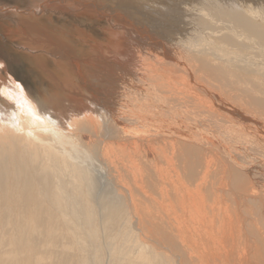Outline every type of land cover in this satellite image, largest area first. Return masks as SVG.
Returning a JSON list of instances; mask_svg holds the SVG:
<instances>
[{
    "label": "bare ground",
    "instance_id": "6f19581e",
    "mask_svg": "<svg viewBox=\"0 0 264 264\" xmlns=\"http://www.w3.org/2000/svg\"><path fill=\"white\" fill-rule=\"evenodd\" d=\"M74 1L40 0L35 3V9L40 12V3L47 2L42 13L55 14L57 12L53 8L58 7L62 11L58 13L63 14L72 4L73 11L79 13L83 3L76 5L73 4ZM149 1L139 0L148 13L156 12L161 19H166L168 12L174 11L179 14L177 22L182 25H172L173 29L167 32L165 27L160 26L158 35L163 40H157L152 38L153 32L149 31L156 26H145L142 17L137 22L142 28L135 29L136 26L134 30L120 11H111L116 21L123 18L129 25H124V28L117 23L113 30L108 31L109 36H119L123 42L125 34L126 42L120 44L121 41L112 42L109 38L106 42L96 43L93 46L97 49V52L94 50L96 65L84 70L95 75L93 83L96 82L101 88L107 86L105 78L115 75L109 67H114L115 62L122 89H129L126 97L128 102H123L122 97L116 93L101 94L98 98L90 99L91 101L85 99L78 92L79 82L87 80L88 91L94 88V84L90 86L83 69L76 75L75 82L70 74L53 78L57 81V86L54 87H57V91L50 92V95L46 93L43 100L35 102L25 85L6 71L4 65H0V244H4L2 239L8 238L4 231L10 229L11 236L8 239L12 242L11 253L16 254L21 245L22 241L18 236L25 237L28 244L25 250L30 252L33 250L29 244L31 239L46 237L48 239L44 242L52 240L51 236L57 234L63 226L72 231L76 243L80 244L83 258L88 256L87 253H101L99 249L105 245L110 254L109 264L116 261L133 264L131 250L138 254L136 259L141 264H160L159 258L167 264H178L167 252L153 254L150 250L154 247L153 244L136 241L139 236L135 230L140 234L145 229L157 236V229L152 226V222H149L150 227L145 224L140 215L141 205L136 202L133 188L143 191L166 214L175 212L177 219L173 228L183 244L187 245L190 238L197 245L196 235L202 232L203 243L211 242L216 245L218 238L215 220H224L220 208V192L224 184L220 183V188L218 184V195L207 206L204 196L207 179L201 172L197 173L195 163L190 166L183 162L182 168H177L162 147H153L150 151L161 159L148 160L149 169L153 171L149 174L141 166L144 157H149L147 154L138 157L130 154L127 147H120L123 155L120 169L116 163L109 164V170L117 173H114L116 175L112 182H108L110 178L106 175L104 162L107 158L114 162L110 155L114 151V147H110L114 145L113 142L125 144L139 133L152 136L169 130L149 119L152 115L148 107V112H138L131 107V104L141 102L145 97L149 100L150 95L147 93L153 94L152 100H160V90L157 87L150 88L145 83L152 73L163 80L168 71L180 70L186 73V76L179 74L181 83L197 97L199 92L203 93L213 104L209 109L201 104L205 108L203 113L211 117L203 123V129L213 131L212 125L207 124L213 122L212 118L216 116L217 121L221 120L218 121L221 125L216 129L223 135L221 137L226 136L227 142H234L236 138L231 134L238 136L245 131L249 138L244 139L242 144H247L248 140L249 143L259 144L257 148L262 153L259 155L264 158V0H188L184 3H181L182 0H158L154 2V6ZM158 2L162 6H158ZM1 9L3 7L0 8L2 13L11 10L9 7ZM13 9L22 14L17 8ZM101 9L99 13L90 10L86 12L98 17L108 15ZM30 12L37 13L34 10L28 13ZM126 28L129 29L128 33ZM21 59L30 65V60L23 57ZM200 71L206 77L201 76ZM127 79L132 85H128ZM206 83L210 88L205 86ZM216 86L223 91L222 94L226 91L237 102H247L250 107L247 108L253 112L244 114L232 107L225 97L221 99L222 96L213 91L212 88H217ZM67 90L71 92L69 95L72 98L62 93ZM162 98L167 100L166 92ZM116 106H121L118 116ZM128 107L129 111L126 109ZM172 129L174 132L175 127ZM209 140L214 147H220L216 141ZM138 150L136 147L135 153ZM163 162L165 165H160ZM259 167V176L264 177V163ZM225 175L227 176L226 171L222 178ZM106 181L108 186H105ZM127 188L132 191L131 203L139 219L137 227L132 219V207L128 204V209L123 210ZM75 191H80L77 194L79 198L75 196ZM258 191L264 195V186L259 190L252 188L247 194L240 195L247 196ZM96 195L99 196L102 210L100 220L103 228L101 232L106 238L104 241L99 237L100 229L94 219L96 211L91 204ZM176 201L178 207L175 210L173 203ZM211 217L215 218L214 225L205 228ZM226 218L232 219L230 214L225 220ZM112 227L117 228L115 234L112 233ZM87 239L88 243L85 242ZM161 243L164 246L162 249L169 250V238L162 239ZM190 254L191 263L206 261L210 255L194 257L192 252ZM147 256H150L149 261ZM206 263L209 264V259Z\"/></svg>",
    "mask_w": 264,
    "mask_h": 264
},
{
    "label": "rangeland",
    "instance_id": "374dc122",
    "mask_svg": "<svg viewBox=\"0 0 264 264\" xmlns=\"http://www.w3.org/2000/svg\"><path fill=\"white\" fill-rule=\"evenodd\" d=\"M39 1L0 0V8L3 7L1 10H4L5 7L11 8L6 13L0 12V38L2 40L0 43V65H4L6 71L10 72L12 76L19 79L18 81L25 85L24 87L35 102L43 100L44 94L48 93L50 95V92L54 93L57 91V87L54 88L57 86L55 85L57 81L53 78L70 74L73 76L70 78L75 82L77 79L76 75L80 73L81 69L84 71L85 69L94 67L96 65L94 63L97 61L94 57L97 49H94L93 46L96 43L106 42L109 38H111L109 41L112 42L119 43L121 41L120 44L125 43V34H123L125 36L123 42L118 38L119 36H109L110 33L108 31L113 30V26L117 23L121 27L131 23L133 29L136 26L137 28L135 29H139L142 27L137 22L142 17L145 21H143L145 26L151 25L152 27L156 26L155 28L158 27L156 30L155 28L149 29L151 33L153 32L152 38L157 40H163L158 35L160 26L165 27V32H167L173 29L172 25H176L175 27L182 25L177 22L179 14L177 15L174 11L168 12L166 19H161L156 12L148 13V10H145L146 7L139 0H75L73 4L79 5L78 3H83L82 10L76 13L73 11L74 5L70 4L69 10L66 13L63 12V14L58 13H62L58 7L53 8L57 12L55 14L42 13L43 7L47 2L40 3L39 9L41 11L39 12L35 9V3ZM68 1L71 3L73 0ZM157 1L150 0L149 2L151 3L150 5L154 6V2ZM185 1L188 0H182L181 3ZM176 3L181 4L180 2ZM157 4L158 6L161 5L160 2ZM13 8H17L22 14L14 12ZM100 9L108 15L98 17L95 14L86 12L90 10L91 12L99 13ZM31 10L37 13H28ZM111 11H120L129 23H126L123 18H119L116 21ZM109 18H112V20ZM128 30H126L127 33ZM5 43L9 44L3 45ZM21 57L30 60L31 66L27 61L23 62ZM113 63L114 67H109H111V71L115 75L105 78L104 82L107 83V86L101 88L96 82L93 83V76L95 75H90L86 71L83 72L84 76H87L90 86L94 84L93 91H88L86 88L87 80L79 82L80 88L78 92L85 99L90 100L95 97L98 98L101 94L116 93L122 97L123 102H128L126 97H128L127 93L129 89L128 87L122 89L121 78L118 76L115 62ZM179 74L186 76V73L180 70H173L168 71L164 80L157 74L155 75V73L147 77L145 83L150 88H158L160 90V100H152L153 94L147 93L150 95L149 100L145 97L141 102L131 104V107L138 112H141V110L148 112V107L152 115L149 119L155 124H159L160 127L165 126L169 130L167 133H158L152 136L139 133L135 135V138L128 139L125 144L116 141L113 142L114 145L110 147H114V151L110 155L111 160L114 162H111L108 158H105L106 162H104L107 171L106 175L110 178L108 182L110 184L112 179H114V175H116L114 173H117L109 170V164L116 163L120 169L121 159L123 158L120 147H127V151L130 154L137 155L138 157L147 154L149 157H144L141 166L149 174H152L153 171L149 169L148 160L159 161L161 159L150 151V148L153 149V147H162L169 154V158L172 159L173 165L177 168H182L183 162L190 166L195 163L197 173L201 172L202 176L207 179V189L204 193L207 206L211 205L213 198L218 195V184L219 188L221 187L220 183L224 184L220 192L222 195L220 208L224 220H215V233L218 238L216 245L211 242L203 243L204 234L202 232L196 235L197 245H194L190 238L188 239L187 245L183 244L177 235L176 229L173 228L177 219L175 212L166 214L160 209L161 207L151 202L143 191L133 188L132 191L136 194V202L141 205L140 215L144 219L145 224L150 227L149 222H152V226L157 229V236L146 232L145 229L144 233L140 234L135 230L134 232L139 236L136 241L153 244L154 247L152 246L150 249L153 254L154 252L155 254L167 252L178 264H207L208 259L209 264H264V219H262V215H264V195L259 191L258 193L255 192V194L249 193L247 196L244 195L248 191H252V188L259 190L264 186V177L259 176V166L264 163V158L259 155L262 153L257 148L259 144L249 143V140L247 144H242L244 139L249 138V135L245 131L238 134V136L231 134L236 139L234 142H227L226 136L221 137L223 135H220L218 130H216L217 126L221 125V122H218L221 120L217 121L216 116L212 118L214 119L213 122L207 124L212 125L215 130L213 129L211 132L204 130L202 125L209 118V115L203 113L205 108L201 104H205L207 109H209L213 105L212 101L205 98L202 95L203 93L201 94L199 92V97H197L191 90L189 91L181 83ZM200 75L206 77V74L202 71H200ZM127 83L128 85H132L129 79H127ZM205 86L210 88V85L207 83ZM60 89L62 90L61 86ZM212 89L215 93L222 96H219L221 99L225 97V100L232 107L237 108L238 111L240 110L244 114L253 112L249 109L250 107L247 102H243L244 104L240 100L237 102L226 91L222 94L223 91L219 87ZM165 92L167 100H163L162 98L165 96ZM62 93L66 94L68 98L71 97L69 95L71 92L68 90ZM127 105L130 106L129 104ZM115 109L116 115L118 116L121 111V106H116ZM126 109L129 111L130 107ZM174 127L175 131L173 132L172 128ZM209 139L216 141L220 147H214ZM136 147L139 148L137 153H135ZM183 157H185V161H183ZM160 165H165V162L160 163ZM224 171L227 172V176L225 175V178H222ZM105 186H108L107 181ZM132 191L128 188L125 191L126 204H124L123 210L126 211L128 209V204L132 207V219L136 222L137 227L139 225V219L134 212L133 203H131ZM79 192H74L76 197ZM240 193L244 194L240 195ZM99 201V196L96 195L91 204L95 207L96 211L94 219L100 229L99 237H101V241H104L106 238L103 237L101 232V230L103 231L100 220L102 210ZM177 207L178 202L176 201V203H173V208L176 210ZM179 212L182 213V210H179ZM227 213L232 217L231 220L229 218L225 220V217L228 215ZM204 215L206 220L207 214L205 210ZM187 216L188 214L185 215V217ZM214 219L213 217L209 218L205 228L212 227L214 225ZM131 225L133 224L131 223ZM196 226L199 227L200 225ZM40 229L42 228L40 227ZM111 230L113 231L112 233H116L117 228L112 227ZM10 231V229L4 231V235L8 238L11 236ZM18 237L22 242L16 254L10 252L12 246L10 239H2L4 244H0V264L110 263V254L105 245L99 249L101 253L97 255L87 253L88 256L83 258L80 254V244L76 243L72 231L68 230L67 227H60L58 233L51 236L52 240H47V242H44L48 239L46 237L45 239L37 237L31 239L29 244H31L33 250L30 252L25 250L26 246H28L26 239H24L25 237ZM166 238H169V243H171L169 250L162 249L164 246L161 240ZM85 242L88 243V239ZM145 251L148 252L149 250ZM189 251L193 253L194 257L199 255L201 257L202 254L210 255L206 261L201 262L199 260L197 263H191V254ZM131 252L132 257H134L133 264H141L142 262L136 259L138 254L135 250H131ZM147 258L149 261L150 256H147ZM159 259L161 261L160 264H167L166 261L162 262V259ZM114 264L126 263L116 261Z\"/></svg>",
    "mask_w": 264,
    "mask_h": 264
},
{
    "label": "trees",
    "instance_id": "16d2710c",
    "mask_svg": "<svg viewBox=\"0 0 264 264\" xmlns=\"http://www.w3.org/2000/svg\"><path fill=\"white\" fill-rule=\"evenodd\" d=\"M1 41H2V40H1V38H0V43H1ZM7 44H9V43H5V44H3V45H7Z\"/></svg>",
    "mask_w": 264,
    "mask_h": 264
}]
</instances>
